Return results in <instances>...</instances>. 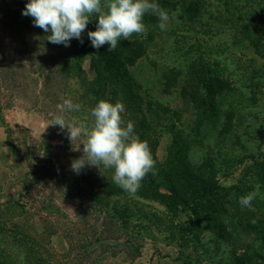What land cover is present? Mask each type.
I'll return each mask as SVG.
<instances>
[{
	"label": "rangeland",
	"instance_id": "rangeland-1",
	"mask_svg": "<svg viewBox=\"0 0 264 264\" xmlns=\"http://www.w3.org/2000/svg\"><path fill=\"white\" fill-rule=\"evenodd\" d=\"M182 1L154 0L168 13L167 28L160 29L157 15L145 14L144 17L148 14L153 16V20H143L146 34L133 35L140 40L151 37L153 42H150L147 56L128 68V72L141 86L138 95L143 104L150 105L151 111L157 113L162 106L172 108L176 105L182 114L183 126L174 132L170 129V121L161 119L162 123L168 124L165 131L160 132L157 160L164 161L170 152L175 157L180 155L182 164L192 170L202 165L213 167L214 163L219 189L202 198L204 207H198L201 210L198 217L192 216L184 206L171 205L174 212L170 213L156 199L155 190L149 193L153 197L151 200L130 193L125 195L121 202L127 203L132 208L131 212L137 213L129 223L131 232L137 237L120 246L116 244L121 242L119 234L114 232L112 239L118 238L117 242L109 239L110 244H107L113 254L99 256L105 228L100 226L101 218L91 219L100 217L96 209L88 213L93 216L84 225L88 228V236L85 237L76 221L70 218L75 205L65 202L71 196H78L77 189L66 183H55L51 178L33 185L28 177V171L33 167L39 168L37 171L41 175L47 174V170L54 172L65 168L71 162L67 155L70 151L62 153L58 150L54 128L47 126L49 115L46 112L31 110L23 100L14 98L11 107H7L9 97H5L8 95L5 93L0 97V152L5 149L9 153L6 160L14 158L22 163L26 171L24 185L28 184V189H24L20 196L4 191L6 179L3 172L7 166L1 160L0 234L3 239L0 240V264H232L238 244L221 240V228L236 231L241 238L239 245L243 248L262 250L264 240L257 226L264 228V183L260 181L261 176L264 178V50L250 45L242 47V43L247 44V39L244 40L246 32L256 33L264 17L253 14L230 17L227 13L211 17L184 15ZM199 1L212 7L221 3V0H191V4L197 7ZM27 2L0 0V53L10 51L12 36L24 35L27 38L38 31L33 18L28 19L21 14ZM244 7L247 13H251V1ZM91 18L96 19V16ZM16 21L18 25H14ZM85 33L87 30L82 36ZM82 68L91 78L89 60H83ZM202 69L204 72L207 69L208 74H201ZM216 70L224 84L208 81L211 71ZM176 82L179 85H175ZM185 84L191 96L184 97V100L180 86ZM225 84L231 86L234 94L223 92ZM120 92L124 96L126 91L122 89ZM226 122L227 126H223ZM243 132L250 137L247 141L243 139L244 148H238L233 135ZM79 143L73 141L71 147L81 157L77 150ZM32 146L34 154L30 153ZM17 148L22 153L29 151L23 154L29 156L20 160ZM251 155L259 157L258 164L247 159ZM220 156L223 158L218 163ZM233 157L244 158L245 163L239 167L233 163ZM3 158L1 154L0 159ZM224 171L229 173V178H222ZM46 177L51 176L47 174ZM68 177L70 175H65ZM251 186L254 188L250 189ZM162 191L160 193L163 194ZM249 193L254 194L251 207L242 206L240 198ZM42 203L55 210L46 211ZM236 209L248 214L240 219L236 216ZM196 219L194 231L182 236L180 229L188 226L186 229L190 230L191 222ZM239 219L243 225L251 221L248 223H256V227L250 231L235 228L233 224ZM52 229L56 232H50ZM14 232L17 240H13ZM65 233L73 243L71 255L67 254ZM98 234L100 238H97ZM253 264L259 263L254 260Z\"/></svg>",
	"mask_w": 264,
	"mask_h": 264
},
{
	"label": "trees",
	"instance_id": "trees-1",
	"mask_svg": "<svg viewBox=\"0 0 264 264\" xmlns=\"http://www.w3.org/2000/svg\"><path fill=\"white\" fill-rule=\"evenodd\" d=\"M250 1L252 11H250L251 13H247L244 4H248ZM201 3L199 1V5L196 7L191 4V0H183V14H195L197 17H211L227 13L230 17H245L246 14L264 17V0H221V3H217L215 7ZM151 17L153 16L148 14L143 20H153ZM91 19L92 22L86 27L87 32L95 31L96 19ZM14 25H18L17 21L14 22ZM259 26L256 33L246 32L244 40L247 39L248 42L246 44V42L242 41L244 42V44L242 43V47L250 45L255 49L261 47L264 50V21H261ZM37 30L34 35L30 34L27 38L24 35L12 36L13 46L10 48V51L0 53V97L4 96L3 94L5 93L8 94L5 96L9 97L6 106L11 107L13 98L23 100L29 109L46 112L49 115L47 121L50 123L53 120L54 114L58 113L57 105L62 104L65 99H70L73 104H79L81 107L79 111L66 112L64 114L65 118L69 121L89 124L93 119L90 115V110L99 100H105L112 104H115L117 101L121 102L125 109L121 113L122 119L125 123L128 121L133 122L134 133L140 140L147 142L155 162L154 174L149 173L145 176L135 195H139L146 200H151L153 197L151 198L149 193L155 190L156 199L164 204L170 213L174 212L171 205L176 207L184 206V208L192 213V216L198 217V213L201 211L198 207L203 206L202 198L215 193L220 187L218 178L216 179L214 163L213 167L202 165L196 170H192L182 164L180 155L175 157L170 152L164 161L157 160L156 149L158 147L160 132L165 131L168 124L162 123L161 119L165 118L169 120L170 129L174 132L183 126V122L181 121L182 114L176 105L172 108H168V105L162 106L158 109L157 113L151 111L150 105L143 104L142 99L138 95L141 86L134 81L128 72V68H131L138 60L147 56L150 42H153L152 38L147 37L140 40L132 35L133 37H130L128 40L121 39L114 51H108L107 45L94 49L87 38V33L82 36L83 43L72 39L69 42L70 46L65 47L64 45L48 42L47 36L50 33H45L38 27ZM85 59L89 60V65L92 69L91 78L88 77L82 68V63ZM208 72L207 69L206 72H204V69L201 70V74H208ZM207 79L208 81L224 84L218 70L211 71V77H207ZM177 84L179 85L176 82L175 85ZM120 86L123 87L120 88ZM176 88L177 86L174 90ZM230 88L231 86L225 84L223 92L227 95L234 94ZM122 89L126 91L124 96L120 92ZM188 91L186 84L182 87L180 86L182 99L184 97L187 99L191 96ZM238 93L241 94L240 91ZM236 119L238 120L239 116ZM223 126H227V122ZM52 127L54 128V137L57 141L58 150L62 153H64L63 151H70L67 152V155L70 157L71 162L80 158L73 152L71 147L72 142L68 139L67 129L61 130L59 126ZM249 137L245 132L233 135L234 142H236L238 148H244L245 142L243 144V139L247 141ZM74 141L81 144L80 139ZM80 147L82 149V146ZM30 149V153H32L34 147H30ZM22 152L20 149H16V154L19 155L20 160H23L24 156H29L28 154L23 155L29 151ZM79 153L82 154V151L79 150ZM222 158L220 156L218 163L221 162ZM233 158V163L235 165L238 164L239 167L245 163L244 158ZM258 158L251 155L247 159L258 164ZM71 162L66 164L65 168L55 170L54 172L47 170V174L51 177H46L47 174L41 175L37 171L39 168L33 167L28 171V177L31 179L30 182L35 185L39 184L42 180L47 181L51 178V181H55V183L61 185L66 183L69 187H75L78 196H71V198L68 196L69 198L65 199V202H71L75 205L74 214L70 218L76 221V226L83 236L86 237L88 236V228L84 227V225L93 216L92 214L88 215V213H91L92 209H96L100 217H91V219L96 221V219L101 218L100 226L105 228V238L100 244L98 254L99 256L104 254L111 255L113 253L111 250H108L110 248H108L107 244H110L109 239L112 242H117L118 238L112 239L114 232L119 234L121 242L116 244L120 246L130 243L132 239L134 240L137 237L135 233L131 232L132 228L129 227L130 221L135 218L134 216L137 213L131 212L132 208L127 203L121 202L129 192L113 183L112 169H105L103 165L98 166V168L86 165L79 174H76L71 170ZM171 162L176 163L174 167ZM209 162L211 163V161ZM205 172H207L206 175ZM65 175H70V177L65 178ZM221 175L223 179H227L230 176L227 171H224ZM260 181L264 183L263 176L260 177ZM253 188V186L250 187V189ZM25 189H28V184L25 185ZM160 190H163V194L160 193ZM42 206L46 211L55 210L49 204L45 205L42 203ZM209 210L211 211L212 209ZM247 214L243 210L236 209V216L240 217V219L245 218L244 216ZM65 217L67 218V216ZM240 219L238 220L239 222L233 224L235 228L250 231L251 228L256 227V223L254 225L248 223L251 221H247L243 225L240 223ZM197 220L191 222L192 226L190 230L186 229L188 226L182 227L180 234L188 236L189 233H192L197 227ZM80 221L81 223H79ZM257 227V231L262 233L260 237L264 240V228L262 226ZM122 228H124V231L121 230ZM50 232L55 233L56 230L52 229ZM236 234H238L236 231H228L227 228H221L219 231V238L221 240H231L234 244H238L235 250L241 254L236 251L232 264H253L254 260L259 264H264V247H262V250L254 249L253 251H249L243 248V245H239L241 238ZM16 235L17 233L14 232L13 240H17ZM65 238L68 243L67 254L71 255L73 243L70 241L71 238L68 233H65ZM97 238H100V234H98ZM2 239L3 237L0 234V240ZM81 248L84 249L82 246Z\"/></svg>",
	"mask_w": 264,
	"mask_h": 264
},
{
	"label": "clouds",
	"instance_id": "clouds-1",
	"mask_svg": "<svg viewBox=\"0 0 264 264\" xmlns=\"http://www.w3.org/2000/svg\"><path fill=\"white\" fill-rule=\"evenodd\" d=\"M147 13L157 15L160 29L166 30L168 13L154 0H104L103 4L102 0H28L21 12L33 18L35 27L50 33L48 42L65 47L70 46L72 39L83 43L82 33L95 15V31H88L87 38L94 49L107 45L108 51H114L121 39L146 34L143 18ZM80 107L70 99L63 100L47 125L67 129L71 142L81 140L82 149L79 146L77 150L82 151V156L71 162V170L79 174L86 165L96 168L103 165L113 170L115 185L135 194L145 176L153 173L155 162L147 142L134 133L133 122L125 123L122 119L124 105L99 100L90 110L93 118L90 124L65 118L66 112L79 111ZM253 198L254 194L249 193L239 203L251 207Z\"/></svg>",
	"mask_w": 264,
	"mask_h": 264
},
{
	"label": "crops",
	"instance_id": "crops-1",
	"mask_svg": "<svg viewBox=\"0 0 264 264\" xmlns=\"http://www.w3.org/2000/svg\"><path fill=\"white\" fill-rule=\"evenodd\" d=\"M4 152L0 155H4V158H8L7 154H9L7 151L5 152V149H3ZM0 159L4 162V164L7 166L4 170L6 182L4 183V191L7 194H14V195H22V192L25 189L24 185V179L26 176V171L24 169V166L19 161H16V159L12 158L10 160ZM8 176V177H7Z\"/></svg>",
	"mask_w": 264,
	"mask_h": 264
}]
</instances>
